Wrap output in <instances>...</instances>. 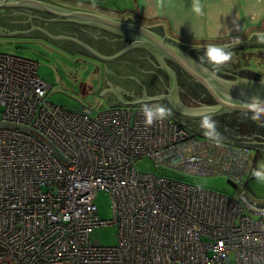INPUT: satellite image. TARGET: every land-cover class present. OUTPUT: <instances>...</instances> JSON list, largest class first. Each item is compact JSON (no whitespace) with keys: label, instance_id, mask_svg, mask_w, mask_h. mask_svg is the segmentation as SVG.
<instances>
[{"label":"built area","instance_id":"obj_1","mask_svg":"<svg viewBox=\"0 0 264 264\" xmlns=\"http://www.w3.org/2000/svg\"><path fill=\"white\" fill-rule=\"evenodd\" d=\"M35 61L0 53V264H264V214L239 195L250 151L198 136L144 109L92 112L49 103ZM148 159L198 177L223 176L237 197L141 172ZM106 191L112 218L94 203ZM115 226L117 243L93 240Z\"/></svg>","mask_w":264,"mask_h":264},{"label":"water","instance_id":"obj_2","mask_svg":"<svg viewBox=\"0 0 264 264\" xmlns=\"http://www.w3.org/2000/svg\"><path fill=\"white\" fill-rule=\"evenodd\" d=\"M0 10H4L0 12V36L42 37L70 53L74 51L84 53L79 48L82 47L98 60L105 62L104 91L99 96L106 99L109 107L152 106L157 110L160 104L166 101L169 104L168 108L183 121L179 122L170 110V113L165 115L173 120L176 119V122L188 129L190 122L204 123L205 119L209 120L216 115L264 114V77L259 75L248 78L236 75L233 79H228L217 75L210 68L199 63L190 53L206 50L187 47L131 20H118L44 0H0ZM38 12L45 13L49 17L36 19L27 16L33 14L34 17H40ZM52 23H60L64 29L59 31L56 27L59 34L48 31L47 28ZM70 29L80 33L79 36L72 34ZM87 41L89 43H86ZM122 43L128 44L123 48ZM76 44L79 46H75ZM92 45L95 47L92 48ZM248 45H264V42L235 45L224 50ZM136 48L146 49L155 54L163 67H165V59L171 61L186 76L200 85L214 104L193 109L182 105L177 97L173 73L167 66L164 69L171 75V89L167 93L139 97L138 94L136 96L129 92L130 88L121 86L118 80L130 79L135 82L136 74L146 76L149 72L147 67L126 64L124 55ZM241 70L257 74L251 69ZM227 184L235 188L229 180ZM238 198L252 214H264V203H255L252 206V201H247L244 194L239 195Z\"/></svg>","mask_w":264,"mask_h":264},{"label":"rangeland","instance_id":"obj_3","mask_svg":"<svg viewBox=\"0 0 264 264\" xmlns=\"http://www.w3.org/2000/svg\"><path fill=\"white\" fill-rule=\"evenodd\" d=\"M46 1L70 8L78 7L76 2H79V0ZM0 53L19 55L37 63L38 76L50 86L46 95L49 103L71 110L88 107L92 109L93 113L108 107L105 98L99 96L103 90L98 61H91L76 51L70 53L42 37L0 36ZM244 57L245 59L240 58L235 65L241 69H251L264 77V56L250 57L246 55ZM136 165L144 173L174 178L230 197L238 196V190L228 185L227 179L223 176L186 175L163 166L156 168L148 159H141ZM246 167L244 182L247 194L254 200H264V179L254 175L255 172L264 174V156L257 157L253 152H250ZM94 203L100 220L112 218L111 201L106 191H98ZM116 234L115 226H104L94 229L91 238L99 240L103 246H112L117 243Z\"/></svg>","mask_w":264,"mask_h":264},{"label":"crops","instance_id":"obj_4","mask_svg":"<svg viewBox=\"0 0 264 264\" xmlns=\"http://www.w3.org/2000/svg\"><path fill=\"white\" fill-rule=\"evenodd\" d=\"M81 3L84 5H79ZM76 4L75 9L131 20L190 48L208 50L215 46L224 50L264 42V0H79ZM89 4L92 6L88 7ZM224 52L230 54L229 62L234 68L241 70L235 65L238 60L245 59L246 55L264 56V45L242 46ZM98 65L104 91V66Z\"/></svg>","mask_w":264,"mask_h":264},{"label":"flooded vegetation","instance_id":"obj_5","mask_svg":"<svg viewBox=\"0 0 264 264\" xmlns=\"http://www.w3.org/2000/svg\"><path fill=\"white\" fill-rule=\"evenodd\" d=\"M38 13H40V17H34L33 14L32 16H27L36 19H40L42 17L45 18L46 16H48L45 13ZM56 27L59 28V31L64 29L61 27L60 23H52L49 25L47 30L59 34L57 32L58 30ZM73 28L78 27L73 26ZM69 31H71L72 34L78 36L80 34L75 31H72L71 29ZM86 43H89V41H87ZM124 43H122L121 45V47L123 48H125V46L128 44ZM75 46L79 45L76 44ZM91 47L93 48L95 46L92 45ZM79 48L81 51L84 52L81 53L82 56L89 58L91 61H98V64L104 66V63H101L99 62V60H96L97 58L91 55L86 49L82 47ZM190 53L199 63L206 66L207 68H210L215 74L220 75L224 78L233 79V76L236 75L248 78H255L259 76V74L249 73L235 69V66L230 64L229 60L220 64L211 62L206 55L207 50L202 51L200 53L191 51ZM124 57L126 59L125 62L128 66L139 65V67H147V70L149 71L146 76L136 74L135 77H137L138 82H134L130 79L118 80V83L121 86L127 89L130 88L129 92L136 94V96L137 94L139 97H142L152 95L155 96L161 95L162 93H167L171 89V75L166 71V69H164L167 66L173 73L177 97L182 103V105H186V107L193 109L199 108L200 106L204 105L214 104L213 100L206 93V91L200 85H198L188 76H186V74H184L171 61L165 59V67H163L159 58L155 54L142 48L133 49L128 52L126 56L124 55ZM168 105L169 104L164 101L160 104V108H164L166 110V113L171 112L176 119L178 118L179 122L183 121L182 119H180L179 116H177L172 110L168 108ZM184 121L189 122V120ZM209 122L213 125L212 128L205 127L204 123L202 122H190L189 129L192 132L194 131L196 134H199V136L209 137L215 140L246 147L249 149L250 152L256 154L257 157L264 156V144H259L264 143V114L227 113L212 116V118L209 119Z\"/></svg>","mask_w":264,"mask_h":264},{"label":"clouds","instance_id":"obj_6","mask_svg":"<svg viewBox=\"0 0 264 264\" xmlns=\"http://www.w3.org/2000/svg\"><path fill=\"white\" fill-rule=\"evenodd\" d=\"M206 55L211 62H214L216 64L223 63L230 59L229 53H226L223 49L215 46H210L207 50ZM144 112L147 115L148 124L152 123L154 116L159 115L160 117H163L166 114V110L164 108H159L154 112L152 109L146 107L144 109ZM204 126L207 128L213 127V125L209 122L208 119H205ZM254 175L257 178L264 179V174H262L261 172H255Z\"/></svg>","mask_w":264,"mask_h":264},{"label":"trees","instance_id":"obj_7","mask_svg":"<svg viewBox=\"0 0 264 264\" xmlns=\"http://www.w3.org/2000/svg\"><path fill=\"white\" fill-rule=\"evenodd\" d=\"M79 5H82V6H83V5H84V3H81V4H79ZM87 5H88V4H87ZM91 6H92V5H91V4H89V6H88V7H91Z\"/></svg>","mask_w":264,"mask_h":264},{"label":"bare ground","instance_id":"obj_8","mask_svg":"<svg viewBox=\"0 0 264 264\" xmlns=\"http://www.w3.org/2000/svg\"><path fill=\"white\" fill-rule=\"evenodd\" d=\"M180 124V123H179ZM181 125V124H180ZM183 126V125H182Z\"/></svg>","mask_w":264,"mask_h":264}]
</instances>
